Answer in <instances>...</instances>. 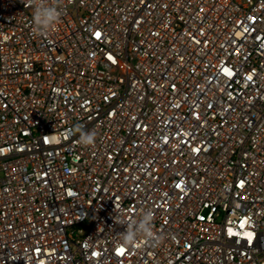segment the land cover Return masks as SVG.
Masks as SVG:
<instances>
[{
	"label": "built area",
	"instance_id": "built-area-1",
	"mask_svg": "<svg viewBox=\"0 0 264 264\" xmlns=\"http://www.w3.org/2000/svg\"><path fill=\"white\" fill-rule=\"evenodd\" d=\"M61 8L0 0V264H264V0Z\"/></svg>",
	"mask_w": 264,
	"mask_h": 264
},
{
	"label": "clouds",
	"instance_id": "clouds-1",
	"mask_svg": "<svg viewBox=\"0 0 264 264\" xmlns=\"http://www.w3.org/2000/svg\"><path fill=\"white\" fill-rule=\"evenodd\" d=\"M27 5L33 9L32 23L34 31L44 35L52 30L59 22L62 15L61 0H26ZM79 131V141L84 146L92 145L95 142L96 133L94 131H84L82 125L76 126ZM71 135V133H70ZM116 223L126 225V230L122 234L125 246L134 245L139 238H143L145 243H156L160 238L153 232V212L149 209L140 212L138 220L114 218Z\"/></svg>",
	"mask_w": 264,
	"mask_h": 264
},
{
	"label": "snow or ice",
	"instance_id": "snow-or-ice-1",
	"mask_svg": "<svg viewBox=\"0 0 264 264\" xmlns=\"http://www.w3.org/2000/svg\"><path fill=\"white\" fill-rule=\"evenodd\" d=\"M249 238H251V237H249Z\"/></svg>",
	"mask_w": 264,
	"mask_h": 264
}]
</instances>
